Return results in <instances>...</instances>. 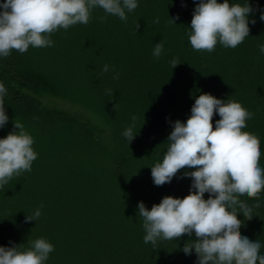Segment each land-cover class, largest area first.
<instances>
[{
    "label": "trees",
    "instance_id": "1",
    "mask_svg": "<svg viewBox=\"0 0 264 264\" xmlns=\"http://www.w3.org/2000/svg\"><path fill=\"white\" fill-rule=\"evenodd\" d=\"M197 3L137 0L138 7L126 12L127 22L97 7L86 25L52 33L53 46L0 56L9 117L0 139L19 121L37 153L30 172L0 188V246L12 242L23 250L44 238L54 246L45 264H197L194 250L191 255L182 251L197 239L194 233L159 240L155 248L144 243L137 203L150 210L165 196L189 193L192 178L183 173L194 169H181L156 186L151 167L167 150L171 122H186L202 93L239 102L253 113L242 131L259 138L264 169V54L259 48L264 45V0H247L256 9L249 16L255 23H249L243 43L226 48L218 42L211 53L194 50L189 41ZM158 42L164 51L156 58ZM173 59L180 62L174 68ZM218 119L214 113L213 128ZM130 126L138 132L128 143L123 133ZM239 198L249 206L260 204L251 220L239 212L237 218L241 235L260 241L264 255V190L258 200ZM38 208L39 219L26 223L25 216Z\"/></svg>",
    "mask_w": 264,
    "mask_h": 264
},
{
    "label": "clouds",
    "instance_id": "2",
    "mask_svg": "<svg viewBox=\"0 0 264 264\" xmlns=\"http://www.w3.org/2000/svg\"><path fill=\"white\" fill-rule=\"evenodd\" d=\"M183 6V5H182ZM101 8L106 14L127 22V13L137 7V0H4L0 4V56L7 57L12 50L24 53L29 46L44 48L53 46L52 33L60 28L87 24L91 11ZM255 8L246 3L229 4V0H199L190 21L189 41L196 51L211 53L219 42L226 48H236L249 36V20ZM103 22L105 17L100 18ZM179 16L171 17L175 24ZM260 19L264 20V12ZM154 23H159L155 20ZM140 25L137 22L135 31ZM264 54V45H260ZM164 51L158 42L153 56L159 58ZM174 68L180 62L173 59ZM105 65L103 72L107 73ZM118 79V75L113 77ZM114 90H109L113 95ZM6 88L0 83V127H5L6 115L4 96ZM218 113L220 119L213 128L212 118ZM253 113L239 102L229 101L202 93L195 98L191 115L186 122L176 120L167 136L168 147L162 161L151 167V176L156 186L171 181L181 169L183 177H191L189 193L183 198L165 196L159 204L147 209L142 201L137 203L143 218L144 243L155 248L159 240H177L184 234L196 240L184 244L182 251L191 255L194 250L197 264H264L260 254L261 243L242 236L239 229L242 221L254 217L256 203L249 206L239 197L257 199L264 190V169L260 167V140L247 131L246 120ZM133 121L136 117H132ZM19 130V131H17ZM138 131L128 127L123 135L128 143ZM34 140L24 130V125L13 121V131L0 139V188L30 172L32 162L37 159L33 150ZM194 189V191H193ZM208 193V198L204 194ZM42 207V205H41ZM40 209L25 216V222L36 221ZM0 246V264H45L54 246L44 238L30 242V247L21 250L20 244Z\"/></svg>",
    "mask_w": 264,
    "mask_h": 264
}]
</instances>
